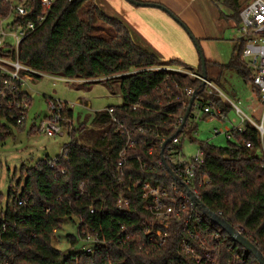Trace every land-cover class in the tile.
Instances as JSON below:
<instances>
[{
    "label": "trees",
    "instance_id": "16d2710c",
    "mask_svg": "<svg viewBox=\"0 0 264 264\" xmlns=\"http://www.w3.org/2000/svg\"><path fill=\"white\" fill-rule=\"evenodd\" d=\"M22 2L0 0V28L11 17L8 24L11 30L17 22L23 29L30 20L35 23L34 30L20 42L14 55L37 72L32 73L35 78L49 75L70 78L75 80L71 84L83 86L103 83L109 93L120 95L123 101L94 116L93 126L107 128L97 134L93 132L90 139L86 133L80 134L81 138L71 135L64 151L56 156V169L50 167L52 158L46 156L27 168L22 189H9V203L0 211V264H197L193 254L184 250L182 240L187 238L200 255L204 248L189 237L183 223L172 220L169 228H164L158 222L146 207L151 199L144 197L142 184L147 182L170 191L172 177L157 164L162 159L159 140L161 136L167 140L178 131L195 90L199 94L183 132L176 136L179 141L183 135L191 139L196 131L197 125L190 122L196 103L200 101L204 109L211 101L214 107L222 109L224 116L234 108L233 104L218 91L209 93L199 78L187 73L194 70L203 75L201 64L193 69L176 60H161L135 43L129 28L120 19L107 15L95 0H55L44 21H40L41 0H27L26 16L15 10ZM227 2L240 25L243 7L238 0ZM98 20L109 27L112 33L109 37L95 33ZM243 46L242 42L237 45L228 64L206 60V74L214 83L232 69L250 82L254 91L251 118L261 124L264 113L261 93L250 79V69L241 60ZM181 64L185 71L171 68ZM210 68L218 74L214 76ZM185 89L193 93L187 96ZM110 108L134 131L138 142L128 150L127 164L122 168L118 165L119 154L127 144L126 136L116 132ZM65 116L63 126L71 121L73 112L67 108ZM6 129L5 124H0V143L5 139ZM228 141L226 146L200 143L205 163L195 181L199 201L256 243L264 255V157L261 154L264 136L261 137L254 123L247 122L245 132L233 128ZM150 147L154 148L151 154ZM121 197L128 199V205L118 207ZM20 199H24L22 204ZM191 211L193 219L198 214L199 220L191 221L189 228L197 225L209 247L215 250L209 264H260L254 255L210 221L200 207ZM66 221L78 230L77 235L67 237L68 244L74 246L72 251L53 245L56 232L63 229ZM147 228L166 230L165 242L152 238ZM87 233L100 240L93 253L77 244Z\"/></svg>",
    "mask_w": 264,
    "mask_h": 264
},
{
    "label": "built area",
    "instance_id": "2783aa9c",
    "mask_svg": "<svg viewBox=\"0 0 264 264\" xmlns=\"http://www.w3.org/2000/svg\"><path fill=\"white\" fill-rule=\"evenodd\" d=\"M55 0H41V8L43 15L40 17V21H44L47 16V11L52 7ZM195 1V0H193ZM16 12L22 16H26L29 13L27 0H23L15 6ZM240 25L237 29V37L239 42L244 44L242 52L240 54L242 62L250 69V79L252 83L260 89L261 104L264 109V0H251L240 11ZM15 30L13 33H7L2 26L0 28V76L2 82L0 83V124L10 123L14 125H24L28 122L30 116V109L32 106V97L27 91L29 84L35 80L32 73H37L31 70L29 67L19 61L15 53L19 49L20 42L28 35L31 30H34L35 23L28 21L25 29L20 28L19 23H15ZM11 35L15 40L14 45L7 44L6 38ZM178 71H185V68L175 69ZM194 78H199L202 82L204 80L203 75L197 74L194 70L187 71ZM55 77V76H54ZM60 78L64 82L72 83L73 79ZM205 86L208 87V92L212 93L211 88H214V84L208 79L205 81ZM187 96H190L193 91L191 89H185ZM50 115L42 119L38 125V129L41 133L47 137H62L65 135L63 123L66 121L65 116L68 105L64 102L50 98L48 101ZM134 108L136 106H133ZM111 115L112 121L117 126L116 132H120L126 136V146L121 150L119 156V167L122 168L127 164L128 150L134 148L138 143L134 138V131L130 130L124 125L123 121L118 117L116 111L112 108L108 109ZM203 113L209 114L210 117H219L224 119L225 116L222 113V109L214 107L213 103L209 101L204 105ZM237 114L240 117L241 124L237 127L240 132H245L246 123H254L260 130L261 137L264 136V113L261 120V124L253 122L252 118L246 116L240 108L237 107ZM6 125V124H5ZM180 127H178L179 129ZM220 133L216 128L215 134ZM226 138H231V130L225 132ZM158 136V135H157ZM165 138L160 137L159 147L161 148L165 143ZM181 141L175 137L166 147L164 151V158L166 163L170 166L173 173L180 179L181 182L175 181L172 178V184L169 190L161 189L158 186H151L149 183H143L144 197L151 199L146 207L151 210L156 216L158 222L169 228L170 222L176 220L185 225L190 238L199 241L200 247L204 248L202 255L195 251V247L186 238L182 240V246L186 252L192 253L196 258L197 264H209L213 262L215 250L209 247L207 240H205L201 231H198L197 225L194 229L189 228L191 221L198 222V214H195L193 219V208L196 207L195 203L188 195L187 187L195 192L198 196V187L195 184L198 172L201 170L205 163L204 151L200 148L196 154L186 156L182 149H179ZM250 144H247L249 148ZM65 147V146H64ZM64 148L62 149V152ZM154 148L150 147L149 154L153 153ZM261 154L264 157V144L262 145ZM159 167L165 168L163 159L157 162ZM50 167L57 168L58 161L56 157L51 160ZM166 169V168H165ZM64 172V171H62ZM171 176V175H170ZM183 187L184 190L180 188ZM24 199L19 200V204H22ZM128 199L121 197L118 201V207L122 205H128ZM192 208V209H191ZM94 213L95 210L91 209ZM148 233H152L153 237L160 241L165 242V238L168 233L161 228L146 230ZM83 242L86 244L85 251L93 253L95 245L100 242L97 236L87 233L83 237Z\"/></svg>",
    "mask_w": 264,
    "mask_h": 264
},
{
    "label": "rangeland",
    "instance_id": "374dc122",
    "mask_svg": "<svg viewBox=\"0 0 264 264\" xmlns=\"http://www.w3.org/2000/svg\"><path fill=\"white\" fill-rule=\"evenodd\" d=\"M250 1L240 0V4L246 5ZM11 22L12 17L3 21V27L7 33L16 31L9 28L8 24ZM97 27L96 34L106 37L112 34L109 27L100 20L97 21ZM6 43L14 45L15 40L9 35L6 38ZM228 73L229 76H226V80L215 81L213 84L216 89L211 88L210 90L218 91L226 101L231 105L233 104L234 108L228 112L224 119H220L218 117L205 116L201 102L196 103L193 111L194 118L190 119V122L197 125L196 131L191 135V139L184 135L180 139L182 141V151L186 156L196 154L202 141L216 146L228 145L229 141L225 132L228 130L227 126H230L231 121L239 119L237 107L245 112L248 111L254 96L250 82H246L234 70ZM29 86L26 89L33 99L29 122L22 127L5 123L7 128L6 136L4 141L0 143V193L2 196L0 199V211H3L9 203V189H22L27 176V168L34 167L40 159H44L46 156L54 159L60 155L65 144L69 142L71 135L80 136V134L84 135L86 133L85 135L90 139L93 132L96 131L97 134L100 129L107 128L105 125L93 126L92 120L94 116L101 109L109 105L120 104L123 101L121 96L109 95L108 89L103 83L92 86L73 85L56 78V76L49 75L35 78ZM50 98L67 103L68 108L73 112L71 121L68 120L63 127L65 135L62 137L49 138L38 129L40 121L50 115L48 104ZM36 114L37 118L35 119ZM33 121H35L36 126H33ZM216 128L220 131L217 135L215 134ZM23 165L24 171L21 172ZM70 234L77 235L78 230L70 221H66L63 229L56 232L53 245L65 251L74 250V246L67 242V237ZM77 244L86 248L83 241H79Z\"/></svg>",
    "mask_w": 264,
    "mask_h": 264
},
{
    "label": "crops",
    "instance_id": "0c3cea01",
    "mask_svg": "<svg viewBox=\"0 0 264 264\" xmlns=\"http://www.w3.org/2000/svg\"><path fill=\"white\" fill-rule=\"evenodd\" d=\"M95 1L107 15L120 19L129 28L135 43L152 51L163 61L176 60L193 69H197L201 64L196 43L191 39L187 28L200 42L206 60L213 64H228L240 43L236 39L239 23L233 18L234 10L227 0H138L164 6L187 28L177 22L167 10L159 7L137 6L128 0ZM238 1L240 4V0ZM243 5L240 4L244 7ZM183 64L171 68L181 69ZM231 70L224 72L223 80H226ZM209 72L214 76L218 74V71L212 68ZM109 95L115 96L111 93ZM241 111L251 118L254 107L251 103L247 112L242 109ZM36 116L37 114L35 119ZM238 118L231 121L230 126H227L228 130L241 124L239 115ZM33 126H36L35 121Z\"/></svg>",
    "mask_w": 264,
    "mask_h": 264
},
{
    "label": "water",
    "instance_id": "95a60500",
    "mask_svg": "<svg viewBox=\"0 0 264 264\" xmlns=\"http://www.w3.org/2000/svg\"><path fill=\"white\" fill-rule=\"evenodd\" d=\"M131 3L137 5V6H153V7H159L161 9H165L167 10L169 13H171L167 8H165L164 6H160L154 3H149V2H140L138 0H128ZM171 15L173 16V18L181 23V25H184V27H186L185 24H183L181 22V20H179L175 15H173L171 13ZM187 28V27H186ZM187 31L189 32V35L191 37V39L193 41H195L199 55L201 57V66H202V74H203V82H202V86H205V81L208 79V76L206 74V58L203 55L201 46L199 41H197L194 36L192 35V33L190 32V30L187 28ZM199 91L195 90L189 105L187 106V110L186 113L183 117V120L181 122V126L178 129V131L171 137L167 138V140H165V143L163 144L162 147V151H161V158L163 159L164 163H165V168L167 173H169L171 175V177L175 180V181H179L182 183V181H180V179L176 176V174L173 173L172 169L170 168V166L166 163L165 158H164V151L167 147V145L180 133L183 132L184 127L186 126V122L192 112L193 109V105L195 103V99L198 96ZM187 191H188V195L191 197V200L195 203L196 206L200 207L201 210L203 211V213L207 216V218L212 221L213 223H215L217 226H220L235 242H237L238 244H240L244 249H246V251H248L250 254L254 255L256 257V259L258 260V262L260 264H264V255L261 252V250L259 249V247L256 245V243L252 242L250 239L246 238L242 232L240 230H238L237 228H235L232 224H230L224 217H222L220 214H217L215 212H213L212 210H210L206 205H204L203 203L201 204L199 201V197L195 194V192H193L192 190L189 189V187H187Z\"/></svg>",
    "mask_w": 264,
    "mask_h": 264
}]
</instances>
